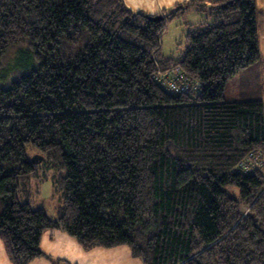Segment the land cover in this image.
<instances>
[{"label":"trees","instance_id":"trees-1","mask_svg":"<svg viewBox=\"0 0 264 264\" xmlns=\"http://www.w3.org/2000/svg\"><path fill=\"white\" fill-rule=\"evenodd\" d=\"M189 10L201 19L165 54L167 22ZM157 15L122 0H0L10 264L46 256L47 229L83 250L125 245L140 264H264V101L223 97L259 58L255 0H185ZM165 75L189 87L171 91ZM39 168L62 196L54 218L28 202Z\"/></svg>","mask_w":264,"mask_h":264},{"label":"rangeland","instance_id":"rangeland-1","mask_svg":"<svg viewBox=\"0 0 264 264\" xmlns=\"http://www.w3.org/2000/svg\"><path fill=\"white\" fill-rule=\"evenodd\" d=\"M195 12L183 18L180 17L179 19L167 22L166 31L162 36V52L168 54L175 47L176 40L182 35L184 23H193V20L198 19L199 21L201 19L202 15L198 11ZM255 26L259 58L256 62L239 70L227 80L223 93V97L226 100L255 98L264 100V0H255ZM39 169L38 177L33 181L35 183L31 186V195L28 202L33 209L41 208L54 218L56 209L62 203V196L54 182V173L49 171L44 172L41 168ZM120 246L128 249L125 245ZM132 259L140 264L138 258ZM114 260L117 262L116 264H122L120 258ZM62 264L67 263L62 262ZM73 264L80 263L78 260H73Z\"/></svg>","mask_w":264,"mask_h":264},{"label":"crops","instance_id":"crops-1","mask_svg":"<svg viewBox=\"0 0 264 264\" xmlns=\"http://www.w3.org/2000/svg\"><path fill=\"white\" fill-rule=\"evenodd\" d=\"M122 1L132 11L140 10L148 15H157L161 14L163 10L170 9L172 6L185 0ZM190 13L193 14L196 12L189 10L184 16ZM197 21L198 19H195L192 22L196 23ZM40 248L46 256L35 258L28 264H55L56 260L67 264H73V260H78L80 264H116L117 262L114 260L116 258H120L122 264H138L130 256L129 249L116 246L112 248L97 247L90 250H83L73 237L60 229L45 230L40 239ZM0 264H10L1 240Z\"/></svg>","mask_w":264,"mask_h":264},{"label":"built area","instance_id":"built-area-1","mask_svg":"<svg viewBox=\"0 0 264 264\" xmlns=\"http://www.w3.org/2000/svg\"><path fill=\"white\" fill-rule=\"evenodd\" d=\"M165 84L168 86V89L171 91H179L182 92L186 90L189 87V83L183 79V77L180 75L176 78L175 77H167L166 75L164 76ZM250 161L251 164L255 167L258 168L262 164L261 159L259 158H253L250 156Z\"/></svg>","mask_w":264,"mask_h":264},{"label":"water","instance_id":"water-1","mask_svg":"<svg viewBox=\"0 0 264 264\" xmlns=\"http://www.w3.org/2000/svg\"><path fill=\"white\" fill-rule=\"evenodd\" d=\"M152 18L155 19V20H159V19H161L162 17H161V15H157V16H154V17H152ZM40 160H41V157L38 156V155H33V156L31 157V161L34 162V163H37V162H39Z\"/></svg>","mask_w":264,"mask_h":264}]
</instances>
